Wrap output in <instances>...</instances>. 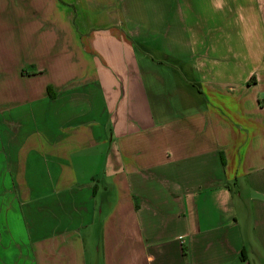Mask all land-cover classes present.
I'll list each match as a JSON object with an SVG mask.
<instances>
[{"label": "crops", "instance_id": "0c3cea01", "mask_svg": "<svg viewBox=\"0 0 264 264\" xmlns=\"http://www.w3.org/2000/svg\"><path fill=\"white\" fill-rule=\"evenodd\" d=\"M0 6V264H264V0Z\"/></svg>", "mask_w": 264, "mask_h": 264}, {"label": "rangeland", "instance_id": "374dc122", "mask_svg": "<svg viewBox=\"0 0 264 264\" xmlns=\"http://www.w3.org/2000/svg\"><path fill=\"white\" fill-rule=\"evenodd\" d=\"M1 2H3V1H1ZM4 2H5V0H4ZM6 6V5H5ZM2 9H5V7H1L0 6V14H1V16H4V15H6L5 14V12L4 11H2ZM4 25V23L2 22V21H0V26H3ZM0 31H2L1 30V28H0ZM2 37V33L0 32V38Z\"/></svg>", "mask_w": 264, "mask_h": 264}]
</instances>
